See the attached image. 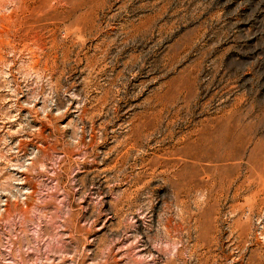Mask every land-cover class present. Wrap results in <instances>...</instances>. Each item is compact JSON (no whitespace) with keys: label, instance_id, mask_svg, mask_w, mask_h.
Returning <instances> with one entry per match:
<instances>
[{"label":"rangeland","instance_id":"obj_1","mask_svg":"<svg viewBox=\"0 0 264 264\" xmlns=\"http://www.w3.org/2000/svg\"><path fill=\"white\" fill-rule=\"evenodd\" d=\"M0 264H264V0H0Z\"/></svg>","mask_w":264,"mask_h":264}]
</instances>
